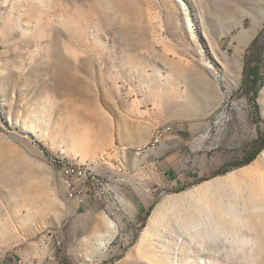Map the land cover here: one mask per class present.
I'll return each mask as SVG.
<instances>
[{"label":"rangeland","instance_id":"rangeland-1","mask_svg":"<svg viewBox=\"0 0 264 264\" xmlns=\"http://www.w3.org/2000/svg\"><path fill=\"white\" fill-rule=\"evenodd\" d=\"M258 34L263 58L264 0H0V264H264V149L214 175L264 132V72L254 103L242 87ZM146 156L206 180L159 198L137 250L149 217L99 202L111 233L94 227L59 163L105 176Z\"/></svg>","mask_w":264,"mask_h":264},{"label":"crops","instance_id":"crops-1","mask_svg":"<svg viewBox=\"0 0 264 264\" xmlns=\"http://www.w3.org/2000/svg\"><path fill=\"white\" fill-rule=\"evenodd\" d=\"M164 160L167 166H164L159 156L153 159L146 156L138 162L123 166L121 173L116 171V166L108 170L105 176H102L116 182L115 195L118 203V211L115 218L117 221L128 220L135 222L138 219L144 218L149 208L156 204L163 194L175 191L187 184H192L200 178L197 172L190 169L176 174L174 172L175 167L170 163V159L165 158ZM204 174L202 173V175ZM70 203L75 214L90 215L95 221L94 227L98 226L104 232L111 233L109 230H111L112 222L107 223V220H104L102 216H98L97 214L96 208L99 206L98 200L88 199L83 204H78L76 201H70ZM108 212L112 213V211ZM97 238L100 240L99 235ZM26 251L29 252L28 258L22 259V264H42L40 263L42 258L32 255V251L30 250L26 249ZM17 257L22 258V254H18ZM35 257L37 259H34ZM51 264L57 263L51 262Z\"/></svg>","mask_w":264,"mask_h":264},{"label":"built area","instance_id":"built-area-1","mask_svg":"<svg viewBox=\"0 0 264 264\" xmlns=\"http://www.w3.org/2000/svg\"><path fill=\"white\" fill-rule=\"evenodd\" d=\"M169 128L158 130V137H163ZM61 182L67 198L78 204L88 199L101 202L107 211L114 214L118 211L115 195L116 182L99 176L91 170L67 169V164L59 163ZM121 173L122 170H117ZM116 181V180H115Z\"/></svg>","mask_w":264,"mask_h":264},{"label":"trees","instance_id":"trees-1","mask_svg":"<svg viewBox=\"0 0 264 264\" xmlns=\"http://www.w3.org/2000/svg\"><path fill=\"white\" fill-rule=\"evenodd\" d=\"M259 36L260 34H258L250 43L248 50H247V54L245 55V63H244V68H243L244 80H243L242 87L246 94H251V100L253 103L257 99L258 92L261 89L262 84H263L264 54H263V58H260L258 54L255 52V50L258 49L257 43H258ZM248 54H251L249 59L247 56ZM252 144L256 146L257 148L255 149L253 153L248 154L243 159L242 162L234 166L232 163H226L223 166H221L219 170L214 172V175L215 176L221 175L222 173L231 171L234 168L242 167L244 165L250 164L256 158V156L264 149V132L259 131L256 140H254ZM205 180H206L205 178L199 179L197 182H195V184L201 183ZM187 187L188 186H183L180 189L184 190ZM154 205H152L149 208L145 216V220L147 217H149ZM145 220L142 221V227L144 226Z\"/></svg>","mask_w":264,"mask_h":264},{"label":"bare ground","instance_id":"bare-ground-1","mask_svg":"<svg viewBox=\"0 0 264 264\" xmlns=\"http://www.w3.org/2000/svg\"><path fill=\"white\" fill-rule=\"evenodd\" d=\"M156 136L158 138V133H157ZM154 141H155V139H154ZM61 163L62 164H67V169L91 170L90 167H88V166H86L84 164L70 162V161H67V160L62 161ZM117 170H122V167L117 166ZM168 201H170V200H168ZM171 203L172 202H170L169 204H171ZM169 206H172V205H169ZM167 208H168V203L166 201L165 202H161V203H159L158 205L155 206V208L153 209L151 215L148 218L147 225L141 231L140 236H139V238L137 240V243L135 245V248L137 250L143 249V247L145 246V244H146V242H147V240H148V238L150 236V232L153 229H155L156 227H158L160 225V223L162 222V218H163L164 213L166 212Z\"/></svg>","mask_w":264,"mask_h":264}]
</instances>
